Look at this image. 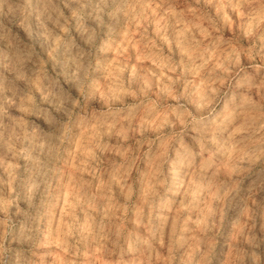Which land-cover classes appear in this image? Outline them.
Masks as SVG:
<instances>
[{
  "label": "rangeland",
  "instance_id": "374dc122",
  "mask_svg": "<svg viewBox=\"0 0 264 264\" xmlns=\"http://www.w3.org/2000/svg\"><path fill=\"white\" fill-rule=\"evenodd\" d=\"M242 4L0 0V264L264 254V17Z\"/></svg>",
  "mask_w": 264,
  "mask_h": 264
},
{
  "label": "clouds",
  "instance_id": "9594fccd",
  "mask_svg": "<svg viewBox=\"0 0 264 264\" xmlns=\"http://www.w3.org/2000/svg\"><path fill=\"white\" fill-rule=\"evenodd\" d=\"M242 6L248 9H255L261 17H264V0H261L259 4H257L256 0H243ZM249 15H251V13H249ZM245 255L247 256L246 264H257L255 258L257 256H264V254L251 249L249 250V253H246ZM241 264H243V262H241ZM259 264H264V259H261Z\"/></svg>",
  "mask_w": 264,
  "mask_h": 264
}]
</instances>
